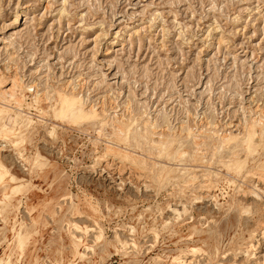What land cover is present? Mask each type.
<instances>
[{"label": "rangeland", "instance_id": "rangeland-1", "mask_svg": "<svg viewBox=\"0 0 264 264\" xmlns=\"http://www.w3.org/2000/svg\"><path fill=\"white\" fill-rule=\"evenodd\" d=\"M13 78L0 264H264V0H0Z\"/></svg>", "mask_w": 264, "mask_h": 264}, {"label": "bare ground", "instance_id": "bare-ground-1", "mask_svg": "<svg viewBox=\"0 0 264 264\" xmlns=\"http://www.w3.org/2000/svg\"><path fill=\"white\" fill-rule=\"evenodd\" d=\"M14 77H15V75H14ZM12 78V77H11ZM17 78V77H16ZM16 78H13L12 79V85L10 86V87H8V88H6V89H4L2 86H0V102L2 103H4L3 105H1L0 104V109H2V108H4V109H7V107H9V108H11L12 110H13V112L16 114V115H20L21 114V111H20V104L22 103L21 102V98L19 97V92L18 93H16V88H17V86H19V84L17 85V82L19 81V80H17ZM17 80V81H16ZM3 83V81L1 80L0 81V85ZM21 85V84H20ZM20 89H21V87H20ZM18 90H19V88H18ZM67 93V92H66ZM68 94V93H67ZM70 94V93H69ZM23 96V95H22ZM21 96V97H22ZM35 96H39L38 95V93H36L35 94ZM76 96H75V94H74V92L73 93H71L70 95H68V96H63V99H62V101H63V105H62V111H65V109H68L69 107H73L74 106V104H75V101H76V99L77 98H75ZM21 99V100H20ZM36 99V98H35ZM6 103H7V105H6ZM14 104V105H13ZM16 107V108H15ZM8 110V109H7ZM79 115L81 116V117H86V116H96V112H95V110L91 107L90 109H89V107H88V109L86 108V109H84V108H82V109H80L79 110ZM14 114V115H15ZM10 117H11V115H10ZM13 117V116H12ZM10 122H11V119L9 120ZM252 122V121H251ZM7 124V123H6ZM11 124V123H10ZM252 127H254V122H252V123H250V127H249V131H251L250 129H252ZM120 128V127H119ZM222 137V136H221ZM224 137V139L226 140V139H228V137L227 136H223ZM224 140V141H225ZM163 141V140H162ZM163 143V142H162ZM108 147V146H107ZM113 148V147H112ZM112 148H111V151H112ZM114 151V150H113ZM127 151V150H126ZM109 153V152H108ZM126 153V152H125ZM235 157V156H234ZM125 242V241H124ZM183 263V262H182ZM184 264V263H183Z\"/></svg>", "mask_w": 264, "mask_h": 264}]
</instances>
